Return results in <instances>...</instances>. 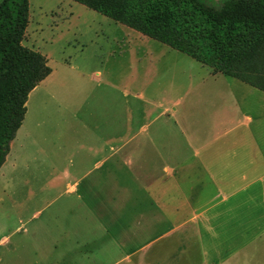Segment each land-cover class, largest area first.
Masks as SVG:
<instances>
[{"label":"crops","instance_id":"0c3cea01","mask_svg":"<svg viewBox=\"0 0 264 264\" xmlns=\"http://www.w3.org/2000/svg\"><path fill=\"white\" fill-rule=\"evenodd\" d=\"M103 15L115 28L81 34L72 54L36 48L51 73L1 176L18 136L28 163L64 161L47 186L91 195V264H264V89ZM42 226L14 249L24 264H49Z\"/></svg>","mask_w":264,"mask_h":264},{"label":"trees","instance_id":"16d2710c","mask_svg":"<svg viewBox=\"0 0 264 264\" xmlns=\"http://www.w3.org/2000/svg\"><path fill=\"white\" fill-rule=\"evenodd\" d=\"M76 1L264 89V0H224L220 7L203 0ZM29 19L30 0H0V168L29 93L51 73L47 58L23 45Z\"/></svg>","mask_w":264,"mask_h":264},{"label":"rangeland","instance_id":"374dc122","mask_svg":"<svg viewBox=\"0 0 264 264\" xmlns=\"http://www.w3.org/2000/svg\"><path fill=\"white\" fill-rule=\"evenodd\" d=\"M203 1L217 7L224 2ZM105 17L73 0H30V19L23 45L46 51L57 61L64 46L67 47L66 52L72 54L75 49L73 46H77L75 41L88 38L81 34L115 28L114 22H109ZM68 42L71 45L67 46ZM84 58L78 57L76 60L81 59L78 62L82 63ZM188 59L196 63L188 55L180 56V60ZM256 80L259 78L256 77ZM48 130L55 133L54 126L48 127ZM21 141V136H18L13 149L15 167L7 178L0 174V223H10L0 231V264H24L25 253L15 252L14 249L23 247L29 238L35 240L31 232L37 223H43L41 228L47 232L42 233V237L48 247L49 264L54 259L59 264H91V223H100L97 220L100 213L91 210V195H82V191L72 192L66 184L57 188L47 186V177L53 167H61L64 161H54V165H49L39 155L28 163L24 160ZM47 143L49 159L60 156L56 145L53 148L55 137H51ZM67 182L72 183L74 180L69 179ZM55 240L58 241L57 245L53 242ZM55 246L58 247L57 251Z\"/></svg>","mask_w":264,"mask_h":264}]
</instances>
